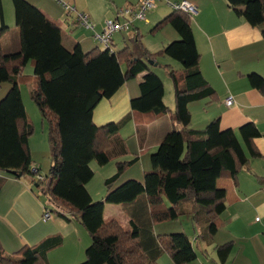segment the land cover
<instances>
[{
	"label": "trees",
	"instance_id": "trees-1",
	"mask_svg": "<svg viewBox=\"0 0 264 264\" xmlns=\"http://www.w3.org/2000/svg\"><path fill=\"white\" fill-rule=\"evenodd\" d=\"M226 2L234 14L258 28L264 40V0ZM11 3L18 32L15 52L6 53L2 47L8 27L0 9V85L9 84L0 101V172L12 178H19V173L21 177H31L46 199V213L65 221L73 218L82 224L90 244L79 264H157L164 253L170 255L173 264L193 262L196 253L188 236L183 232L155 235L153 222L189 215L197 238L212 243L226 209L225 191L216 187V181L224 177L234 179L247 165L244 147L252 157L260 156L253 146L260 133L254 124L247 123L238 129V138L233 130L220 129L219 118L200 130L188 128V104L215 98L214 90L200 72L191 18L170 8L172 12L151 31L169 25L180 38L156 53L143 47L137 32L130 39L131 48L110 51L93 38L96 47L84 52L79 44L71 50L63 46L62 23L51 20L26 0ZM74 24L79 27L77 22ZM161 57L178 62L182 72L178 74L170 66L160 64ZM29 61L34 64L30 99L49 124L48 175H40L38 167L32 168L28 140L34 132L33 123L26 116L18 87L23 67ZM157 67L163 68L171 80L173 111L163 103L164 87ZM140 75L139 95L130 100L131 111L154 117L170 114L174 129L163 136L151 154L152 169L145 173L142 182L128 180L118 184L124 170L136 158L117 161L115 174L104 180V198L93 201L86 189L94 174L90 163L98 156L104 162L125 156L126 144L119 132L131 119L126 116L117 123L97 127L92 121L93 111L101 100L112 97L127 81ZM247 80L264 94V76L250 73ZM140 196L145 197L153 222L142 224L133 218L129 230L115 220L104 222V204L129 205ZM60 240L47 238L9 256L0 246V264H47V253L59 246ZM231 248V243L216 247L220 261L227 258Z\"/></svg>",
	"mask_w": 264,
	"mask_h": 264
},
{
	"label": "crops",
	"instance_id": "crops-1",
	"mask_svg": "<svg viewBox=\"0 0 264 264\" xmlns=\"http://www.w3.org/2000/svg\"><path fill=\"white\" fill-rule=\"evenodd\" d=\"M26 1L40 9L51 20L62 23L61 41L64 47L71 50L75 44H79L86 52L96 47L93 35L101 31L106 20L123 21L122 18H117V10L126 4L135 5L140 0H61L74 7L76 13L86 15L93 25L92 29L73 25L75 15L68 14L54 0ZM188 1L195 4L197 8V14L191 18L190 23L195 46L200 55V72L215 92L213 100L203 99L188 104L190 113L188 128L200 130L212 120L219 118L220 129H231L239 138L240 126L252 123L260 133V136L253 140V146L260 156L252 157L244 147V153L248 158L247 165L237 173L234 179L224 177L216 181V187L225 191L226 209L221 215V225L213 236V244L198 245L201 252L207 253L210 250L213 257L211 260H204L196 255V259L187 264H212V262L213 264H264V258L260 262L255 260L257 256L264 255V94L252 88L247 80V75L250 73L264 76V40L260 30L250 26L243 17L234 14L226 0ZM0 9L4 21L6 20L12 26L14 14L11 0H0ZM171 12L169 6L158 5L156 9L150 11L145 23L134 22L130 30L120 32L123 45L128 47V39L130 40L135 32L140 37L141 32L154 27ZM168 27L170 26L165 25L156 30L153 33L155 43L143 44L144 48L150 53H156L168 43L179 40L177 32L172 27ZM11 29L14 28L10 27ZM15 29L17 30L16 27ZM7 31L2 38V47ZM119 39L117 36V41ZM112 47L115 51H120L117 50V43L113 39ZM8 48L10 52L18 49V32H15L14 42ZM160 59V64L170 66L178 74L182 72L181 65L173 59L163 57ZM161 71H163L162 74H157L162 79L164 87L163 103L173 111L172 83L165 70ZM141 77L142 75L127 81L112 97L101 100L92 114L93 124L97 127L117 123L126 116L131 117L119 132V136L125 140L127 153L115 161V166L117 161L129 162L134 158L136 161L127 171L124 170L119 179V181L122 180L121 183L128 180L142 182L145 173L152 169L151 154L156 151L163 136L174 129L170 114L154 117L149 114H134L131 111L130 100L139 95L138 82ZM228 96L234 100V104L230 107L224 103ZM26 116L32 121L27 112ZM33 122L36 123V121ZM35 139L32 135L28 140L32 160H35L37 146L45 145L43 138ZM32 162V168H35V163ZM93 164L101 169L109 165L99 156L90 163L91 169ZM0 178V246L4 254L9 256L24 246H34L47 238L59 237L60 245L47 253V264L83 262L85 250L90 244V236L82 224L73 218L65 221L53 213L49 214L48 219H44L46 199L32 183L31 177L12 178L0 172ZM119 181L118 184H121ZM87 191L92 200H102L105 196V193L100 191L101 193L93 197L95 191L92 187L87 188ZM138 208L142 211L144 222H153L144 196L138 197L129 205L104 204L102 217L104 222L106 218L117 221L115 219L117 217L114 216L118 213L117 209H121L129 225V221L133 218L138 221ZM185 210L188 211V208L185 207ZM183 217L189 221L188 226L192 225L190 233L193 237H189L187 233L186 235L193 247L192 239L198 241L197 231L189 215L178 217L176 221H182ZM153 232L159 236L171 234L167 233L168 229L155 231L154 222ZM216 236L232 244L231 251L224 261L218 260L215 256ZM160 260L158 259L157 264ZM160 264L168 263L164 260L163 263L160 261Z\"/></svg>",
	"mask_w": 264,
	"mask_h": 264
},
{
	"label": "rangeland",
	"instance_id": "rangeland-1",
	"mask_svg": "<svg viewBox=\"0 0 264 264\" xmlns=\"http://www.w3.org/2000/svg\"><path fill=\"white\" fill-rule=\"evenodd\" d=\"M150 11L147 13V17H149ZM5 21H4V23L8 27V31H7L8 34L6 35V37L4 39L3 48H4V51L6 53H11L10 52L11 50H9L8 47H10L11 43L14 42V35H15V32H17V30L14 27L15 23H13L12 26H10V24L7 21L6 22ZM141 23H145V22H141ZM10 27H12L14 29L10 30ZM152 28L153 27H151L149 30L146 29L144 32H141L139 40H140L142 45L143 44L144 45H152L155 43V40L153 39L154 38L153 33L151 31ZM168 28H170V27H168ZM115 34H117V35H115ZM115 34L113 35L112 39H113V41H115V43H117V50H121V49L125 48V46L123 45L124 43L122 41V37H120V32L115 33ZM117 36H119V38H120L119 41H117ZM144 45H143V47H145ZM127 46L129 48H131V42L129 39H128ZM164 58H166V57H164ZM162 65H163V63H162ZM123 69H124V67H123ZM155 70L157 73L162 74V72H163V71H161V70H163L161 67H157V68H155ZM33 72H34V64H33V62L29 61L23 67L22 75L18 80V87L20 90L21 98L23 97L22 98L23 99V106L26 109L28 117L32 119V121L29 119L33 123L34 132L32 135L36 138L35 140H38L40 138H43V140H45V145L43 147L37 146V148L35 150L36 156H34L35 160H32V161H34L35 167H38L39 173L41 175H48L49 169H50V148H49V141H48L49 124H48L47 120L42 119L36 104L30 99L29 92H30L31 87L34 83ZM8 88H9V84H7V83L0 85V101L5 96L6 92L8 91ZM171 97L173 98V90H172V96ZM33 121H36V123L34 124ZM108 164L109 165H106L107 167H105L103 169H101L98 165H94V164L92 165L93 166L92 171L94 174H93L92 179L87 184L88 187L86 186V189L89 187L93 188V190L95 191V194L93 197H96L95 195H98V193H101V192L105 193L104 180L106 178L111 177L116 171L115 161L111 160L108 162ZM128 169H129V167L127 169H125V171H127ZM119 182L121 183L122 180H120ZM93 201L97 202V201H101V200H93ZM117 210H118V213L115 214V216H114L117 218H115V219L120 222L119 224L121 225V227L123 229L129 230L130 227L128 225V222L125 220L127 218L125 217V215L123 214L121 209H117ZM137 211H138V223L141 222L142 224H145V222L143 221L142 211L139 208L137 209ZM108 219L112 220L110 218H106V222L109 221ZM181 220L182 221H179V222L176 220H168V221H162V222L156 221V222H154L155 231H157V230L162 231L163 229H168L167 233L183 232L185 234L187 233V235L189 237H193V234L190 233L192 230V225L188 226V224H190V223L186 217H183ZM258 220H259V218H258ZM152 229H153V224H152ZM184 231H186V232H184ZM196 239L198 241H196L195 239H192V242L194 243L193 249H194L196 255L200 256L204 260H207V259L211 260L213 255L210 254V250H208L207 253L205 251L201 252L199 250L198 245L203 246V244H205L206 246H210L213 243L207 244L204 240H202L200 238H196ZM212 240H213V238H212ZM215 243L216 244H215L214 250L216 251V247H217L216 245L220 246L226 242L223 240H220V238L218 236H216ZM14 254H12V255H14ZM162 256H160V258H159V260L163 258L162 260H160L161 263H163V261L165 260L168 264H172V261H171L168 254H164V255L162 254ZM215 256L219 260L217 251L215 253ZM263 258H264V255L263 256H257V259H255V260H258L260 262V261H262ZM160 261H159V264H160ZM251 261H253V258L251 259ZM212 264H213V262H212Z\"/></svg>",
	"mask_w": 264,
	"mask_h": 264
},
{
	"label": "built area",
	"instance_id": "built-area-1",
	"mask_svg": "<svg viewBox=\"0 0 264 264\" xmlns=\"http://www.w3.org/2000/svg\"><path fill=\"white\" fill-rule=\"evenodd\" d=\"M58 2L68 14H74V22H77L78 26H82L86 29H92L93 25L88 17L82 13H76L74 7L62 2L61 0H54ZM160 3H164L172 10L180 11L190 18L197 14L196 5L188 0H181L179 2H171L170 0H140L135 5L126 4L116 12L117 18H122L123 21L117 19H109L104 22V25L100 32L93 35L94 40L101 44L104 48L113 50L112 37L115 33L130 30L131 25L134 22H146L147 13L150 10H154ZM225 105L230 107L234 104V100L231 96H228L225 101ZM38 180H43L41 176L36 177ZM49 213L43 215L44 219L49 218Z\"/></svg>",
	"mask_w": 264,
	"mask_h": 264
},
{
	"label": "water",
	"instance_id": "water-1",
	"mask_svg": "<svg viewBox=\"0 0 264 264\" xmlns=\"http://www.w3.org/2000/svg\"><path fill=\"white\" fill-rule=\"evenodd\" d=\"M17 176H18V177H21V174L19 173V174H17Z\"/></svg>",
	"mask_w": 264,
	"mask_h": 264
}]
</instances>
